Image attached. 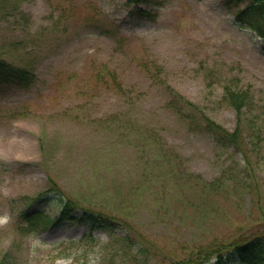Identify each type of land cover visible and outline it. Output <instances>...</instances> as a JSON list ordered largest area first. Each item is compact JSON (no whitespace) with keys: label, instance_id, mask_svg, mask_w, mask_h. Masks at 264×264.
Listing matches in <instances>:
<instances>
[{"label":"rangeland","instance_id":"obj_1","mask_svg":"<svg viewBox=\"0 0 264 264\" xmlns=\"http://www.w3.org/2000/svg\"><path fill=\"white\" fill-rule=\"evenodd\" d=\"M252 1L0 0V57L38 78L0 83V264H242L207 246L264 216V47L236 20ZM226 82L253 96L260 193L204 127L246 126ZM54 184L78 216L118 222L113 238L46 207ZM23 209L57 224L29 233Z\"/></svg>","mask_w":264,"mask_h":264},{"label":"trees","instance_id":"obj_2","mask_svg":"<svg viewBox=\"0 0 264 264\" xmlns=\"http://www.w3.org/2000/svg\"><path fill=\"white\" fill-rule=\"evenodd\" d=\"M236 20L246 25L245 27H250L255 30L257 35L263 40L264 47V0H253L249 5L237 13ZM36 81H38V78L34 72L15 65L4 58H0V83L6 82L15 84V86L19 87H27L33 85ZM223 89L224 97L228 104L232 106L239 115V124L242 122V118H244L243 116L246 109L251 106L253 101L252 93L249 88H237L235 84L229 82L224 84ZM174 93L175 96H180L185 99L178 92L175 91ZM189 104L194 105L192 102H189ZM244 119L246 120V126L243 128L237 126L235 129L229 130L210 117L204 116V127L207 132L217 138L218 142L236 145L237 149L242 153V158L245 161V168L250 173L244 175V187L260 193L261 187L255 178L256 175L254 173L255 169L252 157L255 154H260L258 142L261 135V127H258V121L252 119V117L247 116V118ZM250 151L252 152L250 153ZM228 179H236L240 183L239 175L228 177ZM252 183H254V185ZM39 198L45 202L46 207L51 205L56 207V212L61 213L64 218L81 221V223L88 225L92 230L103 231L113 238V224L116 221L113 220L110 215L101 211L85 208L83 210V216H78L77 203L72 201L57 185L54 184L48 191L41 193L38 199ZM79 208L82 207L79 206ZM19 216L20 221L25 222L26 230L29 233L45 231L52 224V221L47 220L46 216L44 217V212L42 211L22 210ZM238 229H240V227ZM229 247L232 248V253L238 256L242 264H264V216H262L260 220L256 233H248L243 230V232L232 237L231 243H229L228 246H224V242H220L219 244L211 243L207 246V249H227ZM211 250L203 254L209 255V251Z\"/></svg>","mask_w":264,"mask_h":264}]
</instances>
